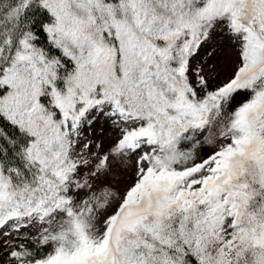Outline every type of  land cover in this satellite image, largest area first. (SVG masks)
<instances>
[{"label":"snow or ice","instance_id":"snow-or-ice-1","mask_svg":"<svg viewBox=\"0 0 264 264\" xmlns=\"http://www.w3.org/2000/svg\"><path fill=\"white\" fill-rule=\"evenodd\" d=\"M0 264H264V0H0Z\"/></svg>","mask_w":264,"mask_h":264},{"label":"rangeland","instance_id":"rangeland-1","mask_svg":"<svg viewBox=\"0 0 264 264\" xmlns=\"http://www.w3.org/2000/svg\"><path fill=\"white\" fill-rule=\"evenodd\" d=\"M226 43V42H225ZM103 128V133L104 132H107V131H111L105 124L104 122L101 120V121H98V123L96 124L95 126V133L97 131L101 132V129ZM91 134V133H90Z\"/></svg>","mask_w":264,"mask_h":264},{"label":"bare ground","instance_id":"bare-ground-1","mask_svg":"<svg viewBox=\"0 0 264 264\" xmlns=\"http://www.w3.org/2000/svg\"><path fill=\"white\" fill-rule=\"evenodd\" d=\"M111 134H112L111 131H107V132L102 133V138L105 140V143L108 142V138L111 136ZM95 135L101 136V132L97 131L95 133Z\"/></svg>","mask_w":264,"mask_h":264}]
</instances>
